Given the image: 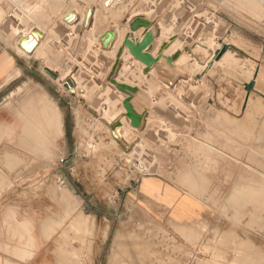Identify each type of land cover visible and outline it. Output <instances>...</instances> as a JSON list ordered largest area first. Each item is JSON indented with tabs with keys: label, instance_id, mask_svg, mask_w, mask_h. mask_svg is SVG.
I'll list each match as a JSON object with an SVG mask.
<instances>
[{
	"label": "rangeland",
	"instance_id": "obj_1",
	"mask_svg": "<svg viewBox=\"0 0 264 264\" xmlns=\"http://www.w3.org/2000/svg\"><path fill=\"white\" fill-rule=\"evenodd\" d=\"M103 1L0 0V26L6 39L17 42L29 31H39L43 44L38 53L34 51V77L36 99L45 102L36 100V113L24 114L23 152L26 158L35 159L25 164L26 169L36 166V202L56 204V216L62 217L58 224L49 225L48 214H44L42 239L60 256L59 264L66 257L67 264H263L264 154L256 138L264 123V0H125L112 10ZM96 5L100 6L90 26L84 28L88 7ZM73 10L83 24L64 23V15ZM117 11L118 18L126 14L134 18L136 13L154 20L165 18L172 34L169 40L176 38L181 43L174 53L203 50H197L200 59L190 52L178 69H167L173 84L159 75L161 67L146 78L132 59L125 62L128 70L119 67L121 78L116 74L114 79L139 89L136 110L146 112L140 128L133 129L125 117L121 120L132 129L128 139L141 143L131 153L112 139V126L109 130L107 119L115 123L125 113L121 112L120 92L108 82L117 54L106 56L99 41L106 30L126 26L121 23L125 16L112 19L110 13ZM225 45L226 52L219 56ZM44 68H51L58 79L53 80ZM68 79L75 85L70 91L63 87ZM251 82L257 84L248 93L245 86ZM25 90L26 102L32 103L31 87ZM251 92L246 111L251 112L247 114H252L250 118L243 113ZM49 100L62 121L66 120L63 126L53 122L55 126L42 127L46 121L40 105ZM103 111L109 115L106 121ZM36 124L40 133L44 131L39 139L34 135ZM155 178L199 199L206 208L204 217L182 226L166 219L160 223L145 214L138 207V186ZM244 182L255 183L249 188ZM84 204L90 205L84 208Z\"/></svg>",
	"mask_w": 264,
	"mask_h": 264
},
{
	"label": "crops",
	"instance_id": "obj_2",
	"mask_svg": "<svg viewBox=\"0 0 264 264\" xmlns=\"http://www.w3.org/2000/svg\"><path fill=\"white\" fill-rule=\"evenodd\" d=\"M70 1L66 0L68 3ZM106 1H103V5ZM99 6L88 7V10H92V17ZM69 14L74 15L69 12L63 18ZM5 36L0 26V264H59L50 242L42 239L41 219L47 213V221L51 225L62 216H56V204L41 206L36 202V166L26 169L25 164V161L35 159L26 158L23 152L24 114L36 110V53L27 55L19 47L24 35L17 42L8 41ZM26 87H31L34 93L31 94L32 103L24 98ZM62 123L66 124V120ZM130 189L129 194L132 195L134 188ZM138 192V207L159 222L166 219L167 223L175 225H192L206 213L199 199L186 195L161 178L143 181L142 186L141 183L138 186ZM89 205L84 204V208ZM65 260L63 264H67V258Z\"/></svg>",
	"mask_w": 264,
	"mask_h": 264
},
{
	"label": "bare ground",
	"instance_id": "obj_3",
	"mask_svg": "<svg viewBox=\"0 0 264 264\" xmlns=\"http://www.w3.org/2000/svg\"><path fill=\"white\" fill-rule=\"evenodd\" d=\"M15 1V3H16V0H14ZM57 1V0H56ZM130 1V0H129ZM49 2V1H48ZM50 2H52V1H50ZM60 2V1H59ZM71 2V1H70ZM125 2V0H107L106 2H105V4H104V6H105V8L107 9V10H112L114 7H115V5L116 4H122V3H124ZM136 2V1H135ZM56 3V2H55ZM54 3V4H55ZM73 3V2H72ZM19 4V3H18ZM50 4V3H49ZM57 4H58V2H57ZM128 4V3H127ZM40 5V4H39ZM62 5V4H61ZM130 5V4H129ZM52 6V5H51ZM59 6V5H58ZM124 6V5H123ZM131 6V5H130ZM136 6V5H135ZM53 7V6H52ZM59 7H61V6H59ZM76 7V6H75ZM74 7V8H75ZM137 7H139V6H137ZM57 8V7H56ZM55 8V9H56ZM156 8H158V7H156ZM156 8H155V10H156ZM53 9V8H52ZM104 9V8H103ZM136 9V8H135ZM77 10L79 11V7H77ZM132 10V9H131ZM54 11V10H53ZM52 11V12H53ZM77 11V12H78ZM70 12V11H69ZM77 12H75L74 13V10H73V13H74V15L73 14H71L72 16H73V18L70 20V21H66V18H64V22H66V24L68 25V26H74V25H81V23L83 24V22L81 21H77V18H78V15L76 14ZM1 13V12H0ZM27 13V12H26ZM84 13V12H83ZM87 13H88V10H87ZM101 13V12H100ZM110 13V12H109ZM114 12H111L110 13V15L112 14L113 15V17H112V19L113 20H115V19H119V20H121V18L122 17H124L125 15H123L122 17H120V18H118L119 17V13H118V11L116 12V13H114ZM118 13V14H117ZM129 13V12H128ZM155 13V12H154ZM2 14V13H1ZM142 14V16L141 15H139V14H137L136 13V15H135V17L134 18H136V17H144V15H143V13H141ZM3 15V14H2ZM121 15V14H120ZM147 16H148V14H146ZM102 16V15H101ZM168 16V15H167ZM45 17V16H44ZM47 17V16H46ZM158 17V16H157ZM156 16H155V18H157ZM0 18H1V16H0ZM48 18V17H47ZM134 18H132L131 17V15L130 14H126V16L121 20V23H126V26L124 27V28H121L118 24V26H116L115 25V29H111L112 31H114L115 33H116V37H115V39H114V41H113V43H112V46L109 48V49H107V50H103V53H105V54H108V55H106V56H109V54H118V51H119V47H123V43H124V40H125V38H126V35L127 34H129V33H131L130 32V23H131V21L134 19ZM144 18H146V19H148L151 23H152V30H154V31H156V37H155V40H154V47L152 48V50L150 51V54L154 57V58H157L158 57V55L159 54H161L162 55V58L160 59V61L156 64V65H154V66H152V68H150V70H149V72H145V70H146V65L144 64V63H142V62H140L138 59H136V58H134L131 54H130V52H129V50H128V48H125L124 49V52H123V55H122V57H121V60H120V62H121V64H120V67H123V68H125V70H128L130 67H129V65H126L125 66V62L128 60V59H132L133 60V64H135L137 67H138V70L140 71V73H142L143 74V72H144V76H145V78L148 76V75H150V74H155L156 72H159V71H157V69H159L160 70V68H158V67H161V71H160V74L159 75H161V76H163V77H167L168 79H169V81H168V84H173L174 83V80H172L171 78H170V73H168V71L169 70H167L168 68L169 69H171L172 70V68H174V69H178L177 67L178 66H180V64L181 63H184V61L186 60V58H187V56L188 55H186V54H190V52H191V56H195L196 58L198 57L199 58V56L198 55H196V53H197V50H195L194 51V48L191 50L190 48V50L188 51L189 53H186L184 50H183V52H181V49H179V52H178V50H177V52L178 53H174V48H175V46H176V49L178 48V45L179 44H181V43H178V42H180V40H175L176 42L173 44V42L170 44V46L167 48V49H164V50H162V46H163V44L164 43H168L169 42V38L171 37V35L172 34H170V29H167V25H165V21L163 20V19H165V18H163V19H158V20H154L153 18H147V17H144ZM161 18V17H160ZM44 19H46V18H44ZM86 19V18H85ZM111 19V20H112ZM116 20V21H117ZM173 20H175V19H173ZM172 20V21H173ZM83 21H84V19H83ZM176 21V20H175ZM43 22V21H42ZM77 24H76V23ZM85 22V21H84ZM165 22V23H164ZM45 23V22H44ZM44 23H43V25H44ZM115 23V22H114ZM47 24H48V21H47ZM116 24V23H115ZM177 25V24H176ZM2 26V25H1ZM107 26V25H106ZM75 27V26H74ZM177 27V26H176ZM175 27V28H176ZM45 29V28H44ZM38 30H40V29H38ZM46 30V29H45ZM169 30V31H168ZM41 31V30H40ZM109 31V30H108ZM172 31V30H171ZM43 32V31H42ZM41 32V33H42ZM107 32V30L105 31V33ZM146 32V30H145V28H141L139 31H137V32H135L134 34H133V39H134V41L136 42L138 39H141L142 38V36L144 35V33ZM26 33V32H25ZM28 33V32H27ZM33 33V32H32ZM30 31H29V34H27V35H25L24 36V38H27L29 35H31L32 34ZM38 33H40L39 31L38 32H36V34H34L33 35V40H35V42H36V48H35V51H36V53H38L40 50H41V48H42V46H43V44L40 42V35H38ZM169 33V34H168ZM172 33V32H171ZM47 34V33H46ZM173 35H176V34H173ZM7 36V35H6ZM177 36V35H176ZM51 37V36H50ZM45 38V37H44ZM172 39V38H171ZM122 40H123V42H122ZM13 41V40H12ZM48 43V42H47ZM47 43H45V44H47ZM118 43V44H117ZM178 43V44H177ZM10 43L8 42V45H9ZM119 44H121V45H119ZM177 44V45H176ZM102 45V43H100V46ZM34 46V45H33ZM46 46V45H45ZM225 46H227V45H225ZM12 47V46H11ZM46 47H48V46H46ZM96 47V46H95ZM193 47H195V46H193ZM202 47V46H201ZM239 47V46H238ZM98 48V46L95 48V49H97ZM180 48V47H179ZM181 48H183V45L181 46ZM198 48H199V46H198ZM241 49V48H240ZM98 50H100L99 48H98ZM96 51V50H95ZM102 51V50H101ZM198 51H200V52H202L203 50H198ZM25 52V51H24ZM181 52V53H180ZM26 53V52H25ZM214 54V53H213ZM43 55H45L44 53H43ZM112 56V55H111ZM113 57H116V56H114L113 55ZM112 57V58H113ZM189 58V57H188ZM191 58V57H190ZM189 58V59H190ZM193 58V57H192ZM111 59V58H110ZM115 59H117V58H115ZM168 59H170L171 60V63H169L168 62ZM188 59V60H189ZM200 59V58H199ZM198 59V60H199ZM225 58H224V56H223V58H222V60H224ZM194 60H197V59H195L194 58ZM222 60H220V62H222ZM200 62H202V60H199ZM199 61H198V63H199ZM44 62H45V60H44ZM193 62V61H192ZM191 63V62H190ZM195 63H196V61H195ZM192 64V63H191ZM163 67V68H162ZM195 69V68H194ZM50 70H51V68H50ZM54 70V69H53ZM138 71V72H139ZM122 73V72H121ZM129 73V72H128ZM171 73H172V71H171ZM116 76L120 79L121 77H119V75H118V71L116 72ZM122 76V75H121ZM172 76V75H171ZM257 77H258V74H257ZM257 77H255V78H257ZM118 82V81H117ZM121 84H126V85H129V86H132V87H134V88H137L136 86H134V85H131L128 81H122L121 82ZM257 84V83H256ZM255 84V85H256ZM254 85V86H255ZM41 88V87H40ZM40 88H38L39 90H40ZM118 89H117V87H116V91H117ZM24 91V90H23ZM26 91V93H27V90H25ZM36 91V90H35ZM119 91V90H118ZM22 92V91H21ZM120 92V94H121V100H122V110H121V112L124 110V113L126 114V110H125V108H124V106H123V101L128 97L125 93H123V92H121V91H119ZM39 93H42V92H39ZM45 93V92H44ZM75 93V92H74ZM33 95H34V93H32ZM37 92H36V96H37ZM39 95V94H38ZM43 96H45L44 94H42ZM41 95V96H42ZM24 96H26V95H24ZM40 96V97H41ZM29 97V96H28ZM27 97V98H28ZM39 97V96H38ZM38 97H36V98H38ZM46 98H50V96L49 95H47L46 94V96H45ZM79 97V96H78ZM81 97V96H80ZM120 97V96H119ZM25 99H26V97H24ZM31 98H32V95H31ZM31 98H29V99H31ZM43 98V97H42ZM252 98V92L250 93V94H248V97H247V99H246V104H245V109H244V115H245V117H250L252 114H250V115H248L247 116V114H249V113H251V112H247L246 113V111H247V107H248V105H249V103L251 102V99ZM40 99V98H39ZM37 100V99H36ZM48 100V99H47ZM121 100L119 101V102H121ZM135 100H136V96H135V98H134V100H133V104L135 105V109H136V104H135ZM261 100V99H260ZM38 101V100H37ZM43 102L42 100H39L38 102ZM50 101L51 100H49V103H43V104H39L41 107H40V110H41V114H43V116H44V118H45V121H46V123H47V125H46V123H43V126L42 127H44V125L45 126H48V127H52V126H55L56 125V123H58V125L59 126H63V124H62V119H61V117H62V115L60 116L59 115V112H57L56 111V107H55V105L53 104V101L50 103ZM259 101V100H258ZM258 101H257V103H258ZM27 102H28V100H27ZM45 102V101H44ZM46 102H48V101H46ZM26 103V102H25ZM254 103V102H253ZM24 104V103H23ZM27 104V103H26ZM30 104V103H29ZM35 104V103H34ZM34 104H32V105H34ZM255 104V103H254ZM6 105V104H5ZM10 105V104H9ZM19 105V104H18ZM27 106V105H26ZM31 105H29V107H30ZM256 106H257V104H256ZM255 106V107H256ZM264 106V105H263ZM35 107V106H34ZM250 107V106H249ZM252 107H253V104H252ZM258 107V106H257ZM20 108V107H19ZM112 108V107H111ZM109 109L108 111L110 112V110L112 111V109ZM259 109L261 110V108L259 107ZM29 110V109H28ZM35 110V109H34ZM34 110H33V113H34ZM39 110V111H40ZM251 110V109H250ZM263 110H264V108H263ZM36 111V110H35ZM17 112V111H16ZM104 112V117H102V116H100V118L102 117V118H104V120L107 118L106 116H109V115H107L106 114V112L105 111H103ZM102 112V113H103ZM108 112V113H109ZM113 112V111H112ZM222 112V111H221ZM261 112H262V110H261ZM36 113V112H35ZM34 113V114H35ZM39 113V112H38ZM100 113V112H99ZM222 113H224V112H222ZM246 113V114H245ZM23 114V113H22ZM78 114V113H77ZM30 115V114H29ZM28 115V116H29ZM256 115V114H255ZM22 116V115H21ZM40 116V115H39ZM243 116V115H242ZM261 116V115H260ZM33 117V116H32ZM42 117V116H41ZM40 117V118H41ZM221 117V116H220ZM224 117V116H223ZM230 117V116H229ZM259 117V116H258ZM30 118H31V116H30ZM43 118V119H44ZM108 118H110V117H108ZM112 118V117H111ZM110 118V119H111ZM226 117H224V119H225ZM251 118V117H250ZM26 119V118H25ZM28 119V118H27ZM36 119L38 120V117H36ZM98 119V118H97ZM113 119V118H112ZM126 119V122L128 123V124H130V121L127 119V118H125ZM262 119H264V118H262ZM31 120H32V118H31ZM34 120V119H33ZM40 121H42V119L40 120ZM106 121V120H105ZM107 121L108 122H110V123H108V126H109V130H110V126H113V133H112V139H114L115 141H117L125 150H127V152H129V153H131V152H133L134 150H136V149H138V148H140L139 146H140V144L141 143H138V144H133V141H131L130 139H131V137L128 139V134H129V132H131L132 131V129L131 130H129V129H127V127H126V125H122L121 124V126H116L115 127V125L116 124H114V121H109V119H107ZM264 121V120H263ZM44 122V121H43ZM53 122H54V124H53ZM225 122H226V119H225ZM230 122V121H229ZM229 122H227V123H229ZM231 122H233V121H231ZM235 122V121H234ZM237 123H238V121H236ZM235 122V123H236ZM250 122V121H249ZM249 122L247 121V123H248V126H251V125H249ZM236 123V124H237ZM240 123V122H239ZM245 123V122H244ZM260 123V122H259ZM261 123H262V121H261ZM52 124V126H50ZM111 124H113V125H111ZM241 124V123H240ZM250 124H254V123H250ZM257 124V123H256ZM29 125V124H28ZM31 125V124H30ZM30 125H29V127H30ZM131 125V124H130ZM170 125V124H169ZM235 124H233V126H234ZM247 125V124H246ZM25 126V125H24ZM33 126H34V124H33ZM39 126H41V123H39ZM38 126V124H36V128H35V130H36V133H35V131L33 132V130H32V132L33 133H35L34 135H35V137H38V136H40V137H38L37 139H39V138H42L41 137V135L40 134H43L44 135V131L42 130V132L40 133V130H41V127H39ZM57 126V125H56ZM255 126H257V125H255ZM255 126H254V128H255ZM261 126V128H263L262 129V132L260 131H258L259 133V135H257V138H256V140H258V142L261 144V145H259L260 147V149H263L262 150V154H264V123L262 124V125H260ZM48 127H47V129H48ZM132 127V126H131ZM167 127H168V125H167ZM208 127V126H207ZM252 127V126H251ZM250 127V128H251ZM32 128V127H31ZM46 128V127H45ZM55 128V127H54ZM60 128V127H59ZM34 129V128H33ZM51 129V128H50ZM56 129H58V128H56ZM133 129H135V128H133ZM22 130V129H21ZM23 130H24V128H23ZM29 130H30V128H29ZM49 130V129H48ZM59 130V129H58ZM246 130H247V128H246ZM253 130V129H252ZM251 130V131H252ZM261 130V129H260ZM27 131V130H26ZM25 131V132H26ZM47 131V130H46ZM50 131V130H49ZM215 131V130H214ZM253 132V131H252ZM29 133V132H28ZM248 133V132H247ZM22 134V133H21ZM30 134V133H29ZM49 134H50V132H49ZM49 134H47V135H49ZM51 134H53V133H51ZM131 134V133H130ZM250 134V133H249ZM248 134V136H250ZM24 135V134H23ZM23 135H21V137L23 136ZM31 135V134H30ZM46 135V134H45ZM216 135V134H215ZM29 137V136H28ZM51 137V136H50ZM219 137V136H218ZM254 137V136H253ZM31 138V137H30ZM53 138H55V136L53 137ZM52 137H51V139H53ZM221 138H222V136H221ZM47 139V138H46ZM255 139V138H254ZM35 140V139H34ZM42 141H43V139H41ZM128 140H130V141H128ZM250 140V139H249ZM22 142V141H21ZM23 143V142H22ZM34 143V142H33ZM37 143V142H36ZM43 143H46V141L45 142H43ZM256 143H257V141H256ZM21 144V143H20ZM40 144H42V143H40ZM39 144V145H40ZM53 144V143H52ZM52 144H50V145H52ZM30 145V144H29ZM38 145V147H40ZM43 145V144H42ZM41 145V146H42ZM45 145V144H44ZM43 145V146H44ZM49 145V144H48ZM55 145V144H54ZM249 145V144H248ZM32 146V145H31ZM42 146V147H43ZM258 146V145H257ZM37 147V148H38ZM50 147V146H49ZM210 147V146H209ZM248 147V146H247ZM29 148V147H28ZM41 148V147H40ZM203 148V147H202ZM259 149V150H260ZM36 150V149H35ZM40 150V149H39ZM204 150H205V148H204ZM257 150V149H256ZM33 151V150H32ZM41 151V150H40ZM203 152V151H202ZM260 152V151H259ZM259 152L257 153V154H259ZM204 153V152H203ZM9 154V153H8ZM235 154V153H234ZM9 156V155H8ZM204 156V155H203ZM11 157V156H10ZM10 157H8L9 158V161H10ZM14 157H16V156H14ZM13 157V158H14ZM261 157V156H260ZM259 157V158H260ZM7 158V159H8ZM263 158V157H262ZM262 158H260V159H262ZM18 159V158H17ZM16 159V160H17ZM13 160V159H12ZM12 160H11V162H12ZM20 160V159H19ZM18 160V161H19ZM264 160V159H263ZM5 162H6V160H5ZM10 162V163H11ZM14 162V161H13ZM20 162V161H19ZM8 163V162H7ZM14 163H16V162H14ZM264 163V162H263ZM9 164V163H8ZM12 164V163H11ZM17 164V163H16ZM16 164H15V166H16ZM7 165V164H6ZM8 166H10V165H8ZM13 165H11V167H12ZM18 166V165H17ZM12 169H14V168H12ZM16 169V168H15ZM247 178V177H246ZM252 179V178H251ZM254 180V179H253ZM250 182V181H249ZM252 182V181H251ZM199 183V182H198ZM244 183H247V182H244ZM253 183H255V182H253ZM253 183L251 184V186L253 185ZM9 184V183H8ZM202 183H201V181H200V185H201ZM204 184V183H203ZM257 184V183H256ZM261 184V183H260ZM199 186V185H198ZM247 186H249V184L247 183ZM246 186V187H247ZM251 186H249V188H251ZM254 186V185H253ZM257 186V185H256ZM51 187V186H50ZM53 187V186H52ZM261 187V186H260ZM38 188H41L40 186H38ZM54 188V187H53ZM200 188H202V187H200ZM204 188V187H203ZM57 189V188H56ZM255 189V188H254ZM256 190V189H255ZM254 191V190H253ZM258 191V190H257ZM63 192V191H62ZM261 192V191H260ZM260 192H258V193H260ZM253 193V192H252ZM256 193V192H255ZM246 194V193H245ZM249 194H250V192H249ZM68 195V194H67ZM64 196H65V194H64ZM245 196H247V194L245 195ZM250 196V195H249ZM253 196H255V195H253ZM258 196H260V195H258ZM66 197V196H65ZM256 197V196H255ZM235 198V197H234ZM238 198V197H237ZM243 198V197H242ZM245 198V197H244ZM63 199V198H62ZM71 199H73V198H71ZM233 199V198H232ZM236 199V198H235ZM64 200V199H63ZM238 200V199H237ZM237 200H235V201H237ZM241 200V199H240ZM262 201V200H261ZM240 202V201H239ZM260 202V201H259ZM248 203V202H247ZM255 203V202H254ZM253 203V204H254ZM258 203V202H257ZM256 203V204H257ZM234 204H235V202H234ZM239 205H240V203H239ZM242 205V204H241ZM248 205V204H247ZM257 205H259V204H257ZM235 206V205H234ZM259 206H261V205H259ZM261 208V207H260ZM257 210H260V209H258V206H257V208H256ZM256 211V210H255ZM74 212V211H73ZM258 212V211H257ZM260 213V212H259ZM82 215V214H81ZM239 215V214H238ZM260 215V214H259ZM51 217V216H50ZM49 217V218H50ZM238 217V216H237ZM257 217V216H256ZM260 217H261V215H260ZM263 217V216H262ZM84 219V217H82V216H80L79 217V219ZM54 219V218H53ZM261 219V218H260ZM49 220V219H48ZM55 220V219H54ZM262 220V219H261ZM46 222V221H45ZM44 222V223H45ZM173 222V221H172ZM52 223H54V222H52ZM83 225H84V222H81ZM86 223V222H85ZM253 223H255V222H253ZM43 224V223H42ZM260 224V223H259ZM41 225V224H40ZM53 225V224H52ZM178 225V224H177ZM61 226V225H60ZM85 226V225H84ZM54 227V226H53ZM55 228V227H54ZM183 228V227H182ZM53 230V229H52ZM264 230V229H263ZM187 231V230H186ZM190 231V230H189ZM253 231V230H252ZM49 232H50V230H49ZM67 232V231H66ZM195 232V231H194ZM197 232V231H196ZM235 232V231H234ZM187 233V232H186ZM198 233V232H197ZM192 234V233H191ZM231 234V233H230ZM233 234V233H232ZM44 235H46V234H44ZM189 235V234H188ZM260 235V234H259ZM43 236V235H42ZM87 236H88V234H87ZM193 236V235H192ZM196 236V235H195ZM231 236V235H230ZM45 237V236H44ZM197 237V236H196ZM201 238V237H200ZM228 239H230L229 237H227ZM236 238V237H235ZM48 239H50V238H48ZM79 239V238H78ZM196 239V238H195ZM232 239V238H231ZM237 239V238H236ZM248 239V238H247ZM209 241V240H208ZM230 241V240H229ZM239 241V240H238ZM241 241V240H240ZM246 241V240H245ZM207 242V241H206ZM210 242V241H209ZM243 242V241H242ZM241 242V243H242ZM116 244V243H115ZM248 243H246V245H247ZM244 245V244H243ZM88 247V246H87ZM246 247V246H245ZM242 248V247H241ZM248 248H250V247H248ZM138 249V248H137ZM243 249V248H242ZM247 249V248H246ZM258 249V248H257ZM248 251V250H247ZM252 251V250H251ZM259 252V251H258ZM60 253V252H59ZM244 253H246V252H244ZM254 253V252H253ZM252 253V254H253ZM255 253H257V252H255ZM262 253V252H261ZM68 254H70V253H68ZM258 254H260V253H258ZM60 255H63V254H60ZM136 255V254H135ZM246 255V254H245ZM253 255H255V254H253ZM257 255V254H256ZM59 256V255H58ZM60 257V256H59ZM62 257V256H61ZM66 257V256H65ZM243 257V256H242ZM260 257V256H259ZM258 257V258H259ZM261 257H262V255H261ZM63 258V257H62ZM67 258V257H66ZM245 259L247 258V257H244ZM249 258V257H248ZM61 259V258H60ZM257 259V258H256ZM261 259V258H260ZM264 259V258H263ZM62 260V259H61ZM250 260V259H249ZM250 261H253V260H250ZM254 261H255V259H254ZM257 261H262V260H259V259H257ZM68 262H69V260H68ZM237 262H238V259H237ZM198 264V263H197ZM204 264V263H203ZM264 264V263H263Z\"/></svg>",
	"mask_w": 264,
	"mask_h": 264
},
{
	"label": "water",
	"instance_id": "obj_4",
	"mask_svg": "<svg viewBox=\"0 0 264 264\" xmlns=\"http://www.w3.org/2000/svg\"><path fill=\"white\" fill-rule=\"evenodd\" d=\"M73 18L71 14H69L66 18V21H70ZM90 19H92V10H88L87 13V19L86 24L84 28H88L90 26ZM141 28H145L146 32L142 36L141 39H138L136 42L133 39V34L137 31H139ZM130 32L126 35V38L123 43V47L119 50L117 54V60L108 76V82L111 84H114L117 89L123 93H125L128 97L123 101V106L126 110V114L122 115L120 119H118L114 124L116 126H121V120L123 117L127 118L130 121V124L133 128H140L142 127V124L144 122L145 117V111H140L139 109H135V105L133 104V100L135 96L138 94L139 89L134 88L132 86L121 84L116 82L114 79L116 72L118 71L120 67V59L122 57V54L124 52L125 48H128L130 54L138 59L140 62L144 63L146 65L145 72H149L150 68L152 66L156 65L160 59L162 58V55L159 54L157 58H154L150 51L154 47V40L156 37V31L152 30V23L144 18V17H136L134 18L130 23ZM35 33H32L27 38H23L20 43L19 47L24 50L27 54L32 55L34 54L35 48H36V42L33 40V35ZM116 37V33L112 30L107 31L103 36L99 38L100 43H102V47L104 50L109 49L112 46V43ZM174 41V38L170 39L168 43H164L162 46V50L167 49L170 44ZM34 45V46H33ZM227 50V47L225 46L221 52L218 53L219 56H222ZM168 62L171 63V60L168 59ZM45 73L50 76L53 80L58 79V75L54 72H52L49 68H44ZM254 82H251L250 84H247L245 86L246 91L249 93L254 88ZM63 87L70 91L71 89H74L75 85L71 79L66 80L63 83ZM74 93V92H73ZM113 130V126L111 127Z\"/></svg>",
	"mask_w": 264,
	"mask_h": 264
}]
</instances>
